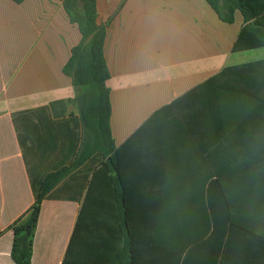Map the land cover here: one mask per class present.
Wrapping results in <instances>:
<instances>
[{
	"label": "crops",
	"instance_id": "0c3cea01",
	"mask_svg": "<svg viewBox=\"0 0 264 264\" xmlns=\"http://www.w3.org/2000/svg\"><path fill=\"white\" fill-rule=\"evenodd\" d=\"M96 2L112 106L107 189L98 182L77 232L100 160L60 181L42 203L31 264H263L260 242L212 222V172L253 168L243 156L260 153L264 137L257 107L237 97L240 84L207 83L264 60L233 52L243 15L225 23L207 0ZM81 41L60 0H0V264H15L9 228L41 182L79 152L80 90L64 69ZM234 176L226 187L247 184ZM225 193L233 217L248 213L253 227L258 206Z\"/></svg>",
	"mask_w": 264,
	"mask_h": 264
},
{
	"label": "trees",
	"instance_id": "16d2710c",
	"mask_svg": "<svg viewBox=\"0 0 264 264\" xmlns=\"http://www.w3.org/2000/svg\"><path fill=\"white\" fill-rule=\"evenodd\" d=\"M23 3L25 0H14ZM73 24H77L82 34V41L72 50L71 58L65 66L64 72L73 79L75 87L80 93L75 99L79 109L82 127L81 146L76 158L69 166L48 174L39 185L34 204L10 226L13 232L11 258L15 264H31L33 243L39 222L41 206L49 192L73 171L81 168L87 162L100 160V168L95 172L89 184L87 196L77 224V232L86 220L91 218L92 200L98 191V182L107 189L108 153L114 150L111 134V96L107 87L110 78L109 69L104 56L106 26H97L96 0H60ZM217 12L220 19L228 24L235 22L236 12L243 15L245 25L242 27L233 52H244L264 48V0H207ZM207 83H223L225 78L240 84L238 99L254 103L260 115L259 127L264 132V60L252 62L235 68L227 69ZM172 109L167 106L156 115L168 113ZM155 115V116H156ZM260 153L245 154L243 161L254 164L253 168L239 172L225 174L219 170L212 172V222L213 227L220 222H226L253 237L262 246V260L264 264V137H261ZM235 175V176H234ZM241 177L247 182L242 188L234 185L225 186L224 182L230 177ZM249 184V185H248ZM248 187V188H247ZM226 190L238 191L239 195L253 200L260 212L258 222L253 223L248 213H241L242 220L233 217L232 204L226 197ZM222 202V203H221ZM257 223V225H256ZM220 226V224H219ZM74 232L68 255L75 248ZM3 232L0 230V236ZM224 234V233H223ZM214 236V235H213ZM68 258V256H67ZM66 264V262H65ZM68 264V262H67Z\"/></svg>",
	"mask_w": 264,
	"mask_h": 264
},
{
	"label": "rangeland",
	"instance_id": "374dc122",
	"mask_svg": "<svg viewBox=\"0 0 264 264\" xmlns=\"http://www.w3.org/2000/svg\"><path fill=\"white\" fill-rule=\"evenodd\" d=\"M247 54H254L256 57H262L264 49L248 52Z\"/></svg>",
	"mask_w": 264,
	"mask_h": 264
}]
</instances>
